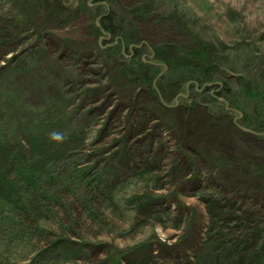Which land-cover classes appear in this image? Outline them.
Masks as SVG:
<instances>
[{
	"label": "rangeland",
	"instance_id": "rangeland-1",
	"mask_svg": "<svg viewBox=\"0 0 264 264\" xmlns=\"http://www.w3.org/2000/svg\"><path fill=\"white\" fill-rule=\"evenodd\" d=\"M163 46L206 52L227 81H173ZM243 80L264 86V0H0V264L264 260V96ZM49 150L89 174L19 222L6 196L28 197L20 169Z\"/></svg>",
	"mask_w": 264,
	"mask_h": 264
},
{
	"label": "trees",
	"instance_id": "trees-1",
	"mask_svg": "<svg viewBox=\"0 0 264 264\" xmlns=\"http://www.w3.org/2000/svg\"><path fill=\"white\" fill-rule=\"evenodd\" d=\"M116 18L118 19L117 21L114 20V17L111 16V14L106 13L103 16V26L104 28L110 29L109 32L111 33H117L121 31V29H125L123 24H124V19L121 17L116 16ZM112 19L115 22V26L114 23L112 21ZM113 27V28H112ZM115 27V29H114ZM130 28V24L128 23V29ZM174 51L176 52H172V54L170 53L169 56V52L168 50H166V47H159L156 48V54L157 57L160 58L161 62H165V64H167L172 72V79L174 80H180L182 84H184L186 81H190L193 79H196L197 77L203 78V79H209V80H214V79H226V75L223 74V72H221L219 69L217 71H211V74H206L207 68H209L210 66L212 67V69L216 68L217 66L212 64L210 62L209 57L207 56L206 52L202 53V51H196L193 50L191 54L182 51L178 48L175 49ZM206 50V49H205ZM176 53V55H175ZM181 58H185V60H187L186 62L181 61ZM152 66H150V70H152V68H155L154 64H151ZM186 66V67H185ZM149 67V66H148ZM211 69V70H212ZM222 76V77H221ZM148 78V77H147ZM214 78V79H213ZM148 80V79H147ZM181 84V85H182ZM243 84V89L244 92L247 93L249 95L250 100L253 101L254 98L256 97H260L261 95L264 96V86H259L258 83H254L252 86H250L246 81L243 80V82L241 83ZM227 85V84H226ZM152 86V85H150ZM152 92L156 95L154 89H151ZM158 95V94H157ZM211 102L212 100L214 101V104H212L216 109H223L224 107L221 106L220 104H217L216 101V97L214 96H210ZM195 106V105H194ZM248 125H250L249 123H247ZM261 123H258V125H260ZM251 126V125H250ZM262 126V125H260ZM257 127V129H261L262 127ZM264 126V124H263ZM256 128V127H254ZM56 152L54 150H49L48 151V155L45 156V159L43 163L41 164H34L32 167H27V168H22L20 169L21 174L27 178H29V185H32V187H34L33 191L26 193L28 195L27 198H22V197H16V195L18 194V190L15 188H11L10 187V191L7 194L6 198L9 201V203L11 204H20L23 203V206H19V211H18V221H20L21 219L24 220H28L29 222H31L32 218L34 220V222L38 221L39 218V214H42V210H46L47 208H49V204L52 202H57V200L61 197L62 190L61 187H59L58 189H56V186H58L55 181H57V179H65L66 178L68 180H70L68 187L65 188V190L68 192L72 189V187L80 184L78 182H76L75 180H72L71 177L76 175L78 176L80 182L81 179H84L85 176L87 174H89V170L88 167H83L80 169H77L76 173L73 174H66V176L60 174V171L55 170L54 167H57V165L53 166H49V165H53V158L55 157ZM43 158V157H42ZM40 159V158H38ZM37 165H40V168L37 167ZM62 181V180H61ZM65 182V181H62ZM55 186V188H53ZM70 189V190H69ZM7 191V189L4 191V193ZM43 191V192H42ZM48 191L52 192L55 195L58 196H53L50 193H48ZM42 192V193H39ZM31 193V194H30ZM31 195V197H29ZM26 199V200H25ZM29 208H28V207ZM27 213V214H25ZM10 221L14 220V217H9ZM22 225H24V223H22ZM17 227H21V225H17ZM60 243L59 240H57L55 243H53V245H55V247H58V244ZM43 254H41L40 256L43 257H49L50 254L52 253V251H50L49 249H43ZM253 255L255 257V255H259L256 252H253ZM247 260V259H246ZM253 259L251 257H249L247 264H250V262ZM34 262H37V257L34 258ZM256 262H258L257 264H264V260H262L261 258H257ZM218 263L221 264V262L218 260ZM30 264V263H29ZM32 264V263H31Z\"/></svg>",
	"mask_w": 264,
	"mask_h": 264
},
{
	"label": "clouds",
	"instance_id": "clouds-1",
	"mask_svg": "<svg viewBox=\"0 0 264 264\" xmlns=\"http://www.w3.org/2000/svg\"><path fill=\"white\" fill-rule=\"evenodd\" d=\"M52 139L60 141V140L63 139V136L61 134H59V133H53Z\"/></svg>",
	"mask_w": 264,
	"mask_h": 264
},
{
	"label": "bare ground",
	"instance_id": "bare-ground-1",
	"mask_svg": "<svg viewBox=\"0 0 264 264\" xmlns=\"http://www.w3.org/2000/svg\"><path fill=\"white\" fill-rule=\"evenodd\" d=\"M205 92H207V91H205ZM153 93V92H152ZM154 94V93H153ZM157 96V95H156ZM98 159H95V158H93V156H90V157H88V162H91V164H94L93 166H95L97 163H98V161H97Z\"/></svg>",
	"mask_w": 264,
	"mask_h": 264
},
{
	"label": "flooded vegetation",
	"instance_id": "flooded-vegetation-1",
	"mask_svg": "<svg viewBox=\"0 0 264 264\" xmlns=\"http://www.w3.org/2000/svg\"><path fill=\"white\" fill-rule=\"evenodd\" d=\"M221 84H222L221 81H218V82L215 81V83H213V85H216V86L219 85L220 89L222 88Z\"/></svg>",
	"mask_w": 264,
	"mask_h": 264
},
{
	"label": "water",
	"instance_id": "water-1",
	"mask_svg": "<svg viewBox=\"0 0 264 264\" xmlns=\"http://www.w3.org/2000/svg\"><path fill=\"white\" fill-rule=\"evenodd\" d=\"M102 33H103V34L110 35V34H109V33H107L105 30H102Z\"/></svg>",
	"mask_w": 264,
	"mask_h": 264
}]
</instances>
